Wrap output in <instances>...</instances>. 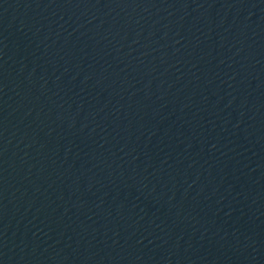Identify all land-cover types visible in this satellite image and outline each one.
<instances>
[{
	"label": "water",
	"instance_id": "obj_1",
	"mask_svg": "<svg viewBox=\"0 0 264 264\" xmlns=\"http://www.w3.org/2000/svg\"><path fill=\"white\" fill-rule=\"evenodd\" d=\"M0 264H264V0H0Z\"/></svg>",
	"mask_w": 264,
	"mask_h": 264
}]
</instances>
